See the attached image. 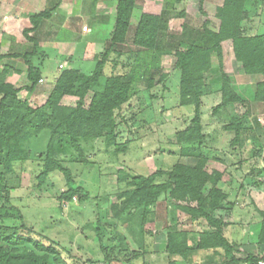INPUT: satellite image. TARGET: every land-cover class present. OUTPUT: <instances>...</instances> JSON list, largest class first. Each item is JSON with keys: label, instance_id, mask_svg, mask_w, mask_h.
<instances>
[{"label": "trees", "instance_id": "trees-1", "mask_svg": "<svg viewBox=\"0 0 264 264\" xmlns=\"http://www.w3.org/2000/svg\"><path fill=\"white\" fill-rule=\"evenodd\" d=\"M115 1L116 17L110 43L94 70L86 74L77 67L63 69L46 100L38 106H33L28 98H21L19 93L22 89L33 91L42 78L40 68L33 62L46 53L40 45L38 31L43 21L52 17L57 6L30 14L28 19L15 25L14 34L31 44L28 49L23 53H0V63L8 56L21 58L27 65V77L31 83L27 87H17L7 80L11 68L0 66V264H70L56 247L60 245L56 240L46 244L31 233L32 228L25 225L19 206L21 199L11 195L8 175L15 173L14 163L29 159L25 145L43 130H48L47 145L38 155L43 163L37 176L38 186L42 188L47 179L58 171L64 175L68 187L61 193L60 201L84 202L88 199V192L79 184L75 185L71 170L63 165L58 155L71 147L79 154L80 161L88 164L81 141L104 136L116 138L118 112L137 94L132 75L105 74L110 53L117 52V46L128 39L136 2ZM173 2L169 0L168 4ZM198 3L201 24L199 28L189 30V39L184 38L185 33L169 32V12L153 10L149 2L145 3L134 32L133 40L138 48L158 52L161 56L168 52L172 56L170 71L180 72V105H193L194 115L184 130L176 132L182 159L170 170H154L150 174L128 171L125 175L126 188L110 205L112 220L107 223L117 230L116 237L121 250L129 253L130 264L134 259L143 257L140 250L152 252L154 249L148 234L155 238L164 236L166 253L181 257L169 264H193L195 262L191 259L195 252L220 247L226 251L231 264H253L264 259V256L256 254H247L243 259L235 257V244H231L223 234L224 217L232 208L227 202L228 193L221 188L224 170L210 167V160L219 162L220 158L204 149L207 134L203 130L201 112L202 96L220 91L221 102L214 108L213 114L227 113L229 122L224 125V132H233L232 145L242 146L244 124L251 114V102L264 103V80L253 86L254 91L252 89L244 94L241 86L236 85L235 76L225 70L223 45L231 41L235 58L245 75L264 76V34L248 35L240 29L246 0H224L222 5L216 6L213 14L217 23L212 19L207 1L198 0ZM179 15H184V11ZM151 72L154 73L145 75L149 89L154 87L155 77L158 76L157 81L161 82L169 76L163 64ZM67 96L76 97V103L65 104L63 100ZM120 150L125 151L126 146ZM190 158L196 159L195 164L189 163ZM161 177L165 179L159 181ZM161 200L176 208L175 227L170 224L162 230H155V205ZM223 212L226 214L223 215ZM259 213L258 254L264 255V208ZM204 223V228H201ZM100 224L96 221L92 227L96 231L95 239L103 250L105 243ZM118 224L126 226L140 250L130 246L128 236L118 230ZM86 259L87 264H94ZM106 263L103 260L96 264Z\"/></svg>", "mask_w": 264, "mask_h": 264}, {"label": "rangeland", "instance_id": "rangeland-1", "mask_svg": "<svg viewBox=\"0 0 264 264\" xmlns=\"http://www.w3.org/2000/svg\"><path fill=\"white\" fill-rule=\"evenodd\" d=\"M206 1L212 19L217 23L213 13L215 7L222 5L224 0ZM147 2L153 10H167L168 31L175 34L185 33V39H189V30L192 27L199 28L201 24L202 16L198 10V0H174L172 4H168L169 0H136L128 39L117 46V52L110 53L105 69L106 76L132 75L137 91L131 101L118 112L116 138L104 136L91 141H81L88 164L80 161L79 154L71 147L58 155L63 165L71 170L76 181L75 185L79 184L88 192V199L84 202L60 201L61 193L68 187L64 175L58 171L47 179L42 188L38 186L37 176L42 171L43 165L38 155L47 145L48 130H43L38 137L32 138L25 145L30 154L29 159L14 163L15 173L8 175L12 188L11 195L21 199L19 206L25 225L32 228L31 233L46 244L56 240L60 244L56 247L63 252L70 264H87L86 258L94 264L103 260L107 261L106 264H130L129 253L121 250L120 242L116 237L117 230H114L112 224L107 223L108 220H112L110 205L117 200L118 193L126 188L125 175L128 171L150 174L154 170H170L182 159L181 145L176 139V132L188 126L194 115V106L180 105V72L170 71L172 56L168 52L161 56L158 52L138 48L134 43V32ZM6 3L7 6L0 8V11L7 16L13 14L14 5ZM116 4L115 0H45L35 3L36 8L43 10L53 5L57 6L52 17L47 19L57 16L53 26V29L59 33L57 39L60 36L68 39L71 29L76 31V35H73L71 40L54 49L58 56H55L54 50L52 51L51 58L54 60L49 58L52 70L57 68V63L64 61H66L65 65L58 67L59 74L63 69L71 67H77L86 74L94 70L110 43L116 17L113 8H116ZM181 11H184V15H179ZM244 13L240 29L248 35L264 34V0H246ZM49 23L51 24L52 21ZM84 26H87L89 31H83ZM0 29L2 30V27ZM47 47L52 48L51 45ZM223 47L225 70L235 76L236 85L241 86L244 94L252 89L254 91L253 86L258 81H263L264 76L245 75L241 64L235 58L231 41L224 43ZM44 50L47 54L50 53L47 49ZM67 50L73 54L72 61H70L71 57H67ZM162 64L164 71L169 74L168 78L159 82L158 76L155 77L156 83L149 89L145 75L154 73L151 71ZM141 75L144 77L139 79ZM221 98V92L218 90L211 91L201 98L202 126L207 134L204 149L209 153L217 154L220 158L219 162L210 160L212 164L210 167L224 170L221 188L228 193L227 202L232 209L235 203L250 204L247 198L250 192L264 206V103L251 102V114L244 124L246 129L240 147L232 145L233 132H224L223 127L229 122L227 113L221 111L217 115L213 114ZM76 101L77 98L72 96H67L63 100L69 105H74ZM30 102L33 106L41 104L40 101ZM124 145L126 150H120ZM188 161L193 165L196 159L190 158ZM163 179L165 177L158 178L159 181ZM241 189L244 191L238 195ZM155 209L157 214V222L153 225L155 230H162L170 224L175 227V207L161 200L155 205ZM228 214L224 217L225 220L228 219ZM96 221H100L102 226V241L105 243L103 250L95 239L96 231L92 227V223L96 224ZM8 222L13 221L8 220ZM14 222L20 224L17 220ZM204 225L205 223L201 228H204ZM225 227L227 226L224 225L223 234ZM236 229L228 228L227 233L236 236V232L232 231ZM118 230L128 236L130 246L139 249L134 236L124 224H118ZM147 238L153 243L154 249L152 252H143L144 250L139 249L143 257L134 259L133 264H169L173 259H181L180 256L166 253L164 236L159 235L155 238L148 234ZM245 243L253 244L247 240ZM234 244L240 246L239 249H234L235 257L243 259L249 254L245 249L244 252L241 251V246H245L244 244L236 242ZM256 255L264 256L258 253Z\"/></svg>", "mask_w": 264, "mask_h": 264}, {"label": "crops", "instance_id": "crops-1", "mask_svg": "<svg viewBox=\"0 0 264 264\" xmlns=\"http://www.w3.org/2000/svg\"><path fill=\"white\" fill-rule=\"evenodd\" d=\"M8 2L9 5H14V9L12 10L13 14L5 15L4 12L0 13V53L1 54H13V53H23L28 47L31 45L28 41L24 38L20 37L15 33V25H19V21H23V19H28L30 14L38 13L42 11L41 8H36L35 3H41L45 0H0V8H4L7 6ZM44 4V3H43ZM111 7V6H110ZM109 7V8H110ZM113 8V7H112ZM113 12H116V8H113ZM20 16V17H19ZM116 16V14H115ZM25 17V18H22ZM57 16H53L50 20L43 21L39 31L38 37L40 40V45L47 49L50 53H44L40 55V58H35L33 62L37 65L41 72L43 81H39L38 85L35 87L33 91H29L28 89H22L19 93L21 98H28L30 101L34 103H38L39 101L43 103L50 91L53 89L54 81L58 78V71L60 69L58 67L64 66L66 61L57 63L58 66L54 70L50 67V60H54L51 58L53 54L52 51L54 49H58L62 43L71 40L70 38L73 35H76V31L71 29V32L68 34L70 35L67 37L68 39H63L61 36L58 37L57 30L53 29L55 25V20ZM52 23L50 24L49 22ZM64 22L63 20H61ZM65 24V23H64ZM115 24V19H114ZM63 25V24H62ZM61 26V25H60ZM52 27V28H51ZM4 29V31H3ZM66 30V29H63ZM91 30V29H90ZM5 32V34H4ZM85 33V32H84ZM13 36V37H11ZM82 35H80L81 37ZM60 44V45H59ZM47 45H51L52 48L47 47ZM59 45V46H58ZM86 51V50H85ZM58 56L59 54H56ZM58 53V51H57ZM67 57H71L73 54L71 51L67 50ZM50 58V60H49ZM2 66H9L11 70L7 76V80L12 84L16 85L17 87H27L30 86V82L27 77V65L21 58H16L12 56L5 57L1 63ZM57 70V71H56ZM40 79V80H41ZM244 190H239L238 195L242 194ZM247 198L250 201V204L247 203L236 204L233 205V209L229 211L228 219L225 220V227L224 228V236L228 239L231 244L236 242L237 244H244L246 240L250 243L253 242L252 245L245 243V246H241V251L244 252V249L249 254H257L258 253V235L261 229V216L259 211L264 208L263 204H261L252 194V192L247 194ZM237 219V220H236ZM235 227L236 230H232L236 232V236H230L228 232V228ZM242 239V240H241ZM240 246H235V249H239ZM224 252V254H223ZM233 254H236L233 251ZM237 257V256H236ZM224 258V259H223ZM239 258V257H238ZM245 258V257H243ZM222 260V261H221ZM229 257L226 255V251L224 248H210V249H202L195 252L192 255L191 262H195L193 264H231L229 263ZM234 264V263H232Z\"/></svg>", "mask_w": 264, "mask_h": 264}, {"label": "built area", "instance_id": "built-area-1", "mask_svg": "<svg viewBox=\"0 0 264 264\" xmlns=\"http://www.w3.org/2000/svg\"><path fill=\"white\" fill-rule=\"evenodd\" d=\"M83 31H89L88 27L84 26ZM40 81H43V79H41ZM253 264H264V259H259L258 261L254 262Z\"/></svg>", "mask_w": 264, "mask_h": 264}]
</instances>
